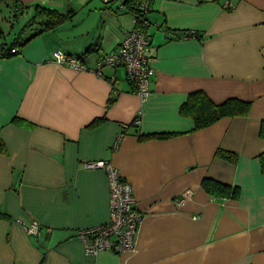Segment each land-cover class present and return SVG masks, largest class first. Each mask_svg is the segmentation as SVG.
Listing matches in <instances>:
<instances>
[{
  "label": "crops",
  "instance_id": "0c3cea01",
  "mask_svg": "<svg viewBox=\"0 0 264 264\" xmlns=\"http://www.w3.org/2000/svg\"><path fill=\"white\" fill-rule=\"evenodd\" d=\"M123 1H0V46L19 49L0 58V264H264V0H154L146 100L125 68L92 71L135 28ZM36 7L74 17L40 33L26 27ZM58 51L89 71L55 63ZM196 92L249 103V115L195 129L181 108ZM92 160L133 186V254L91 256L78 236L110 220Z\"/></svg>",
  "mask_w": 264,
  "mask_h": 264
},
{
  "label": "built area",
  "instance_id": "2783aa9c",
  "mask_svg": "<svg viewBox=\"0 0 264 264\" xmlns=\"http://www.w3.org/2000/svg\"><path fill=\"white\" fill-rule=\"evenodd\" d=\"M224 7L233 9L229 3ZM119 8L123 10V4ZM142 9L147 12L145 5ZM148 21L144 20L137 23V19L134 17L135 28L124 35L125 37L121 45L117 47V51L106 55L92 70L93 73L101 75L104 67L125 68L128 81L134 86L135 94L143 100H146L151 94L150 78L154 75L151 66L152 59L147 56L148 46L151 44V35H149L151 25ZM11 53L18 54L19 49H15ZM55 61V63L65 64L76 71H89L80 59L66 56L59 51L55 54ZM134 124L140 125L139 118H136ZM123 134L120 132L117 142L122 139ZM83 166L87 171L102 170L105 172L106 182H108V207L110 211V220L104 225L79 231L78 236L83 242L85 252L91 256L103 251H110L118 255L133 254L136 251L135 241L143 216L135 206L136 199L132 184L107 160H92L85 162ZM189 195V192L184 193V199L179 203L188 199ZM43 230L44 227L35 221L25 227L26 234L36 238L40 237Z\"/></svg>",
  "mask_w": 264,
  "mask_h": 264
},
{
  "label": "trees",
  "instance_id": "16d2710c",
  "mask_svg": "<svg viewBox=\"0 0 264 264\" xmlns=\"http://www.w3.org/2000/svg\"><path fill=\"white\" fill-rule=\"evenodd\" d=\"M15 1L16 3L18 2V0ZM153 1L154 0H124L122 2L124 7L123 10L126 9L127 11H129L133 17H136L137 23H140L144 20H148V11L151 8ZM144 5L146 6L147 12L143 11L144 9H142ZM35 10V16L26 27L34 26V24L39 22V24H41L40 33L51 31L58 25L66 21L72 20V18L74 17V14L72 13L61 14L60 12L51 10L49 11L41 7H36ZM16 45L17 44L14 43L13 45L8 47L0 46V58H7L15 55L11 52L13 50L15 51V49L18 48L15 47ZM250 109L251 104H247L246 102L237 99H229L225 101L224 104L222 103L216 105L215 103L211 102V99L205 93L196 92L192 93L189 96L188 101L184 105H182L181 112L182 114L187 115V117L190 116V118L194 120L195 129L201 130V128L208 127L218 122L219 120L224 119V117L234 118L236 116L240 117L249 115ZM261 136L264 137V124H262L261 126ZM152 137L164 138L166 137V135H152ZM4 149V144L0 140V152H4ZM219 154L230 160L234 159V155L230 153L220 152ZM260 162L262 172L264 173V153H262L260 157ZM214 185L216 186L217 184L215 183ZM217 186L224 188L220 184H218Z\"/></svg>",
  "mask_w": 264,
  "mask_h": 264
},
{
  "label": "rangeland",
  "instance_id": "374dc122",
  "mask_svg": "<svg viewBox=\"0 0 264 264\" xmlns=\"http://www.w3.org/2000/svg\"><path fill=\"white\" fill-rule=\"evenodd\" d=\"M18 11L20 10V9H17ZM19 13V12H18ZM8 14V11H7V9H6V6L4 7V4H1L0 5V16L1 15H7ZM18 15H20V13L18 14ZM19 17V16H18ZM21 17V16H20ZM4 26L2 25V28H3Z\"/></svg>",
  "mask_w": 264,
  "mask_h": 264
}]
</instances>
